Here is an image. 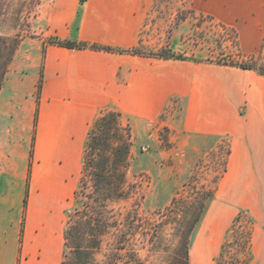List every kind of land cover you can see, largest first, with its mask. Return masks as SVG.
<instances>
[{
  "label": "crops",
  "instance_id": "0c3cea01",
  "mask_svg": "<svg viewBox=\"0 0 264 264\" xmlns=\"http://www.w3.org/2000/svg\"><path fill=\"white\" fill-rule=\"evenodd\" d=\"M150 1L54 0L49 7L47 23L55 36L115 51L52 43L44 49L38 38L24 39L17 48L0 91V264L18 262L23 205L12 186L15 180L26 181L17 161L23 145L11 143L10 135L29 136L37 108L33 181L41 192L38 208L31 210L42 221L38 227L27 224L25 240L32 245L29 250L25 242V248L27 264H52L54 229L45 217L82 173L85 143L95 118L114 109L130 115L135 128L139 121H158L174 98L180 102L178 118L166 124L194 143L195 151L228 138L227 169L216 194L222 207L216 211L235 217L246 210L254 217V260L264 264V75L238 66L131 52ZM217 5L207 9L222 16L224 4ZM214 231L198 235L196 246L204 261L220 246Z\"/></svg>",
  "mask_w": 264,
  "mask_h": 264
},
{
  "label": "rangeland",
  "instance_id": "374dc122",
  "mask_svg": "<svg viewBox=\"0 0 264 264\" xmlns=\"http://www.w3.org/2000/svg\"><path fill=\"white\" fill-rule=\"evenodd\" d=\"M220 2L224 4L222 16L207 9ZM53 3L54 0H0V36L20 43L24 39L38 38L45 49V45L57 37L47 23L48 10ZM215 8L219 9L218 5ZM143 17L138 43L130 49L133 53L157 58L170 54L212 65L244 62L264 69V0H151L143 10ZM42 67L41 63L36 88L38 100ZM179 106V99L174 98L158 121H139L135 128L132 117L118 110L106 109L99 114L110 110L120 112L121 121L131 127L133 145L127 172L131 195L111 205L114 224L103 236L93 264H182L181 235L190 224L188 219H193L199 211L203 197H212V200L191 235L189 264H256L253 235L257 222L254 217L246 210L238 211L235 217L216 211L222 207L216 194L220 178L227 169L230 142L223 137L216 145L195 151L194 143L180 138L166 124L178 118ZM37 115L38 108L29 136L22 137L17 132L10 135L11 143L23 145L17 153V168L26 175V181L15 180L12 186L15 196L20 193L23 205L17 264H27V224L30 228L38 227L42 221L40 215L31 210L34 206L38 208L41 192L33 181ZM88 137L89 133L87 140ZM81 175L78 173L72 189L56 200L45 217L54 229L49 254L52 264H60L67 252L64 231L69 214L83 206L82 199L75 195ZM213 228L217 229L214 233L219 235L220 246L214 256L204 261L205 255L196 242L199 233L205 236ZM26 243L30 250L32 244Z\"/></svg>",
  "mask_w": 264,
  "mask_h": 264
},
{
  "label": "trees",
  "instance_id": "16d2710c",
  "mask_svg": "<svg viewBox=\"0 0 264 264\" xmlns=\"http://www.w3.org/2000/svg\"><path fill=\"white\" fill-rule=\"evenodd\" d=\"M52 44L72 48H92L115 51L116 48L87 42H75L55 37ZM20 44L19 40L0 36V90L8 66ZM165 58L181 56L164 55ZM232 66L256 70L264 75V69L249 63L231 62ZM43 83V73L40 89ZM38 118V115H37ZM133 134L129 124L121 121V113L107 111L95 120L85 147V158L80 187L75 191L83 206L68 216L64 231L67 252L60 264H93L95 253L101 248L102 238L114 221L111 205L129 198L127 172L130 165ZM212 197H203L199 211L188 219L190 223L181 235L182 264H189V244L197 223L202 219ZM27 202V197L25 198ZM175 201V200H174Z\"/></svg>",
  "mask_w": 264,
  "mask_h": 264
}]
</instances>
